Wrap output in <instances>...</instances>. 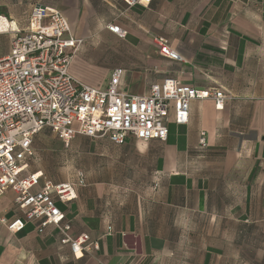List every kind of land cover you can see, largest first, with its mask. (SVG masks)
I'll return each mask as SVG.
<instances>
[{
	"label": "crops",
	"instance_id": "0c3cea01",
	"mask_svg": "<svg viewBox=\"0 0 264 264\" xmlns=\"http://www.w3.org/2000/svg\"><path fill=\"white\" fill-rule=\"evenodd\" d=\"M37 6L62 12L83 41L70 67L79 83L105 89L123 68L129 94L174 78L227 100L222 110L193 101L185 125L173 107L165 142L77 135L65 144L44 129L27 172L42 176L40 187L75 186L76 199L57 206L69 237L86 234L98 249L76 256L53 225L11 232L4 221L25 212L9 190L0 198V264H264V0H0V17L24 28ZM158 39L184 61L162 56Z\"/></svg>",
	"mask_w": 264,
	"mask_h": 264
},
{
	"label": "built area",
	"instance_id": "2783aa9c",
	"mask_svg": "<svg viewBox=\"0 0 264 264\" xmlns=\"http://www.w3.org/2000/svg\"><path fill=\"white\" fill-rule=\"evenodd\" d=\"M150 1L125 0L129 7ZM109 30L126 36L118 26ZM0 35L11 38L8 55L0 57V198L14 191L16 204L25 212L24 220L4 223L11 232L39 223L40 234L47 226H56L65 237L62 242L70 244L76 256L98 245L86 234L77 239L68 235L70 225L64 223L57 202L76 199L75 186L47 180L40 187L42 176L27 172L35 137L49 129L65 144L77 135L109 139L116 145H124L130 137L165 142L173 107L175 123L185 125L193 101L211 99L222 110L227 100L221 89H196L174 78L152 85L146 95L129 94L120 90L123 68L111 72L105 89L79 83L70 67L83 41L72 35L68 19L56 9L37 6L26 27L9 21V25L0 24ZM157 43L162 56L184 61L165 39ZM200 146H207L205 133ZM83 184L80 179L79 185Z\"/></svg>",
	"mask_w": 264,
	"mask_h": 264
},
{
	"label": "rangeland",
	"instance_id": "374dc122",
	"mask_svg": "<svg viewBox=\"0 0 264 264\" xmlns=\"http://www.w3.org/2000/svg\"><path fill=\"white\" fill-rule=\"evenodd\" d=\"M7 20H9V19H7ZM9 38H10L9 35H4V36L0 37V46H1V48L5 47L6 45H8ZM85 55H89V53L88 52H83V56H85ZM80 56L83 58L82 54Z\"/></svg>",
	"mask_w": 264,
	"mask_h": 264
},
{
	"label": "bare ground",
	"instance_id": "6f19581e",
	"mask_svg": "<svg viewBox=\"0 0 264 264\" xmlns=\"http://www.w3.org/2000/svg\"><path fill=\"white\" fill-rule=\"evenodd\" d=\"M0 24L2 26L9 25V21L3 18V19H0Z\"/></svg>",
	"mask_w": 264,
	"mask_h": 264
}]
</instances>
